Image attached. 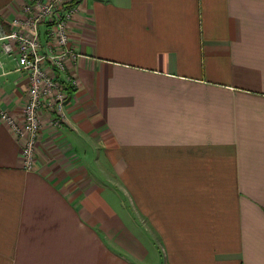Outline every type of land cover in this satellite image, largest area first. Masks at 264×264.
Wrapping results in <instances>:
<instances>
[{
	"label": "crops",
	"instance_id": "obj_1",
	"mask_svg": "<svg viewBox=\"0 0 264 264\" xmlns=\"http://www.w3.org/2000/svg\"><path fill=\"white\" fill-rule=\"evenodd\" d=\"M26 3L0 0V38ZM68 33L33 169L0 40V264H264V0H80Z\"/></svg>",
	"mask_w": 264,
	"mask_h": 264
},
{
	"label": "built area",
	"instance_id": "obj_2",
	"mask_svg": "<svg viewBox=\"0 0 264 264\" xmlns=\"http://www.w3.org/2000/svg\"><path fill=\"white\" fill-rule=\"evenodd\" d=\"M80 0H27L22 17L11 22L3 51L16 59L18 71L27 72L30 87L23 107L21 125L4 112L1 117L25 139L23 146L24 166L33 169L36 164L34 149L40 128V111L51 112L50 123L62 126L69 92L76 87V80L69 75V59H76L78 52L69 41L68 22ZM47 27L46 43L42 42L41 26Z\"/></svg>",
	"mask_w": 264,
	"mask_h": 264
},
{
	"label": "rangeland",
	"instance_id": "obj_3",
	"mask_svg": "<svg viewBox=\"0 0 264 264\" xmlns=\"http://www.w3.org/2000/svg\"><path fill=\"white\" fill-rule=\"evenodd\" d=\"M25 103H26V100H25ZM24 103V105H25ZM45 116V118L43 117ZM50 119H51V112L50 110H48L47 108H44L40 111V128H39V131H38V135H37V144H36V147L34 149V152L37 151L38 147H45L44 146V143H42V130L44 129L47 137H49V139L53 140V141H57L55 143H58V141L60 140L59 138L61 137V129L63 128L64 126V123L62 124V126H55V125H52L50 123ZM97 157V159L95 160V163H96V168H98V165H100L102 168H104L106 171H107V174L110 173V167L107 163H105L103 161V159ZM98 170V169H96Z\"/></svg>",
	"mask_w": 264,
	"mask_h": 264
}]
</instances>
